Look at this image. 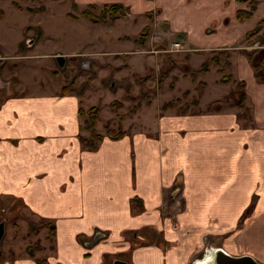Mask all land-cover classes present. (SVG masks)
I'll return each mask as SVG.
<instances>
[{
  "label": "crops",
  "instance_id": "1",
  "mask_svg": "<svg viewBox=\"0 0 264 264\" xmlns=\"http://www.w3.org/2000/svg\"><path fill=\"white\" fill-rule=\"evenodd\" d=\"M261 1L252 18L239 23L236 12L248 7L237 0H74L76 7L121 4L128 8L122 19L150 13L147 47L177 37L174 43L186 54V69H198L213 51H227L232 78L222 84L210 66L208 73L197 75L203 90L196 110L163 112L153 104V110L123 120L124 135L118 139L96 129L102 140L88 150L80 144V137L90 134L82 130L79 115L88 99L60 93L63 86L56 81L63 74L56 57L79 52L18 65L32 55L20 51L25 35L37 32L41 41L53 39L47 24L51 7L72 3L49 0L48 6L46 0H30L22 6L0 0L2 29L10 28L3 3L44 18L20 28L13 53L0 43V248L13 257L2 264H214L218 251L264 264V79L248 59V42L256 37L262 50L257 60L264 53V26L246 37ZM116 40L129 47L107 50L108 56L143 47L125 35ZM90 45L92 53H106ZM132 57L127 65L134 71ZM29 66L34 77L27 82L23 69ZM171 76L189 80L190 88L179 98L192 91L195 84L187 73ZM237 90L239 98L233 99ZM241 95L244 110L238 107ZM204 96L210 97L204 101ZM33 222L39 226L29 228ZM41 223L54 228L51 241ZM36 244L39 248L28 254L27 248Z\"/></svg>",
  "mask_w": 264,
  "mask_h": 264
},
{
  "label": "rangeland",
  "instance_id": "2",
  "mask_svg": "<svg viewBox=\"0 0 264 264\" xmlns=\"http://www.w3.org/2000/svg\"><path fill=\"white\" fill-rule=\"evenodd\" d=\"M14 1L22 6H29L30 3V0ZM67 1L72 3L71 7L69 3L68 5L65 3L53 5L50 9L51 12H53L51 17L52 21L47 24L50 27L52 34L51 38L53 39L41 41L42 37L37 32L31 33L30 36L25 35V38L19 46L21 49L20 51L25 52L31 50L30 53L32 55L31 57H27L24 62L18 61L19 66L31 65L32 62L39 63L46 57L79 52L72 57H63L64 62L62 66H59L55 59L56 68L63 73L56 81L60 83L61 86L66 87L67 91L65 94L67 92H75L76 95L82 96L84 100L85 98L88 99V101L85 100L82 102L83 106H81V109L84 110L86 106L98 108V127L96 126V129L102 131L104 134H106V129L108 128L109 130L114 128L112 130L114 132H121L120 130L124 124L123 120H133L138 112L145 113L153 110V104L154 107L160 108L161 110V107L166 102L179 100L180 102L175 104L174 108H172L176 110V112L183 108H186V112H188L191 106L192 110H196V99L201 95L203 88H201L197 82H193L195 84L193 87L194 90L185 91L181 98H179L183 90L190 88L189 80L176 81L177 77L171 76V73H175L179 76L183 73L188 74L185 65L186 54H183L181 52V47H179L177 43L178 46H176L174 43L177 42V37L158 40L153 48L147 47L146 45L149 40L152 41L151 28L149 25L145 26L147 20L150 21L152 19L149 15L150 13L143 14L142 16L135 14L127 19H122V17L120 18L122 22L113 26L107 27L94 24L93 26L89 21L84 20L80 16L81 12L86 10L89 5L85 7L77 6L76 9H73L72 7L75 5V3H73L74 0ZM46 2L48 6H51L49 0H46ZM4 4L5 3H3V6H5V12L7 14V24L10 28L6 30L0 28V43L7 51L13 53L15 49H17L18 42L22 37L20 28L22 29L24 26L31 24H38L42 22L44 18L17 12ZM142 6L139 5L138 7L142 8ZM102 7L103 6H97V9L94 11L95 14H99ZM69 14L76 17L77 20H68L66 16ZM125 14H128V10H125ZM261 19H264V0L261 1L258 13L247 27H252V29H254L257 22ZM79 20L80 22L77 23L72 22ZM114 22L115 21H109L107 23ZM122 35L128 36L129 39L134 40L136 45L143 47L139 48V51H134V53L110 54L112 57L108 56L109 53H107V50H119L129 47V43L119 44L116 40L117 37ZM120 39L122 40V38ZM257 40H260L259 37L251 39V41L248 42V46L250 47L248 53H254L252 60L256 63L258 62V55L256 53L262 51L257 48L259 47L258 44H256ZM172 43L174 44L172 45ZM90 44L93 45L94 50H105L106 53L103 55L92 53L90 51L92 49ZM24 52L23 55H26ZM135 54L147 60L141 61L140 57L135 56ZM104 56L107 57L108 60L104 59ZM130 56H134L130 60L134 65V71L129 69L127 65V63H129L127 59ZM210 66L213 65L211 64ZM263 69L264 64L260 65L255 71L256 75L260 76L261 79L263 78ZM120 72L121 74H118ZM33 73L30 66L25 67V69H23L24 81L29 82L34 77ZM207 81L210 84V88H213V77H208ZM9 82L13 83L14 79L9 80ZM176 82H178L177 89H175ZM9 85L6 86L5 90L11 94L12 89ZM189 92L191 93L190 97H188ZM60 93H62V90ZM210 96H204L203 100H208ZM232 98H239L238 90L234 93ZM186 99H189L188 102H185ZM226 100L228 101V99ZM113 102L119 103L120 107L114 109L110 108L109 106ZM105 103L108 104L105 105ZM83 119L86 123V118ZM116 129L118 130L116 131ZM3 218L4 216L0 215V219ZM33 225H35L36 228L39 226L38 223L33 222L29 228H32ZM40 225L46 228L48 235L47 240L51 241V239H49L51 233L50 224L41 223ZM34 235L41 238L42 232L36 231ZM22 249L20 251H22ZM35 250H33L32 253H34ZM12 258L13 257L8 256L6 252H2L0 248V264H2L4 260H12Z\"/></svg>",
  "mask_w": 264,
  "mask_h": 264
},
{
  "label": "trees",
  "instance_id": "3",
  "mask_svg": "<svg viewBox=\"0 0 264 264\" xmlns=\"http://www.w3.org/2000/svg\"><path fill=\"white\" fill-rule=\"evenodd\" d=\"M259 0H237L238 3L240 4H246L248 9L244 10H238L235 14L236 21L239 23L245 22L249 19L252 18L253 14L255 13L257 9V3ZM17 7V6H16ZM19 10H22L20 7H17ZM73 9H76V5H73ZM97 9L96 5H89L86 10H83L80 14V16L86 20L89 21L91 24L94 25H104L109 21H116L119 20L122 17H125V10H128L127 7H124L121 4H110V5H103L102 10L100 11L99 14H95V10ZM27 11L32 12V10L27 9ZM67 17L71 20H77L76 17L72 16L71 14L67 15ZM264 26V20L259 21L255 28L248 32L246 34V37L250 38L255 35H257L262 27ZM254 53L248 54V59L249 62L256 71L260 65L264 64V53L262 54L261 57H259L258 62H254L252 60V56ZM213 65L217 71V73L221 76L220 77V82L222 84H228L231 82L232 78L228 74V70L230 68V63H229V54L227 51H213L211 52V57L208 59V61L204 62L198 69H187L188 70V75L191 78L192 82H196L197 75L202 74V73H208L210 71V65ZM258 77V75H256ZM260 77V76H259ZM201 88H203L202 83H198ZM244 85V84H241ZM66 87L62 88V93H65ZM242 100H243V95H241L240 98V103L238 107L242 110H244V107L242 106ZM179 100L176 101H168L163 106L161 107V110L163 112H166L168 110H171L174 108L175 104L179 103ZM221 101L216 102V104H221ZM110 108L114 109L116 107H120L119 103L113 102L109 106ZM186 108L179 109L178 112L181 114L186 113ZM99 110L97 107H91L88 110L84 111L83 109H79V115L82 118H86V123L85 126L82 127V130L88 131L90 136L89 138H83L80 137V144L82 148L88 149V150H94L96 149V145L102 140V137L98 134L96 130L97 126V117H98ZM124 135V132H114L112 130L106 129V136L110 139H118ZM50 237L49 239H52L54 237V228H50ZM48 238V237H47ZM39 248V245H34L32 247L27 248L28 254L31 255L32 251Z\"/></svg>",
  "mask_w": 264,
  "mask_h": 264
},
{
  "label": "water",
  "instance_id": "4",
  "mask_svg": "<svg viewBox=\"0 0 264 264\" xmlns=\"http://www.w3.org/2000/svg\"><path fill=\"white\" fill-rule=\"evenodd\" d=\"M59 66H62L64 62V58L61 56L56 57ZM263 79H264V69H263ZM3 226L4 222L0 223V242L3 236ZM215 258L213 259L214 264H259L254 259L249 256H242V257H231L226 255L222 251H218L215 254ZM113 264H125L120 261H116Z\"/></svg>",
  "mask_w": 264,
  "mask_h": 264
},
{
  "label": "built area",
  "instance_id": "5",
  "mask_svg": "<svg viewBox=\"0 0 264 264\" xmlns=\"http://www.w3.org/2000/svg\"><path fill=\"white\" fill-rule=\"evenodd\" d=\"M176 46H178V45L176 44Z\"/></svg>",
  "mask_w": 264,
  "mask_h": 264
}]
</instances>
